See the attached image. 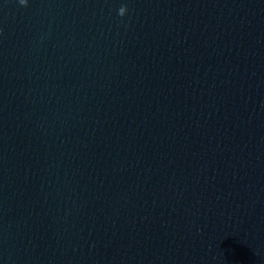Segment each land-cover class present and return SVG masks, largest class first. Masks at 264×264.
<instances>
[{
  "label": "water",
  "instance_id": "1",
  "mask_svg": "<svg viewBox=\"0 0 264 264\" xmlns=\"http://www.w3.org/2000/svg\"><path fill=\"white\" fill-rule=\"evenodd\" d=\"M0 264H264V0H0Z\"/></svg>",
  "mask_w": 264,
  "mask_h": 264
},
{
  "label": "clouds",
  "instance_id": "2",
  "mask_svg": "<svg viewBox=\"0 0 264 264\" xmlns=\"http://www.w3.org/2000/svg\"><path fill=\"white\" fill-rule=\"evenodd\" d=\"M20 4L21 5H25L27 0H19ZM126 12V6H121L119 9H118V14L120 16H123Z\"/></svg>",
  "mask_w": 264,
  "mask_h": 264
}]
</instances>
